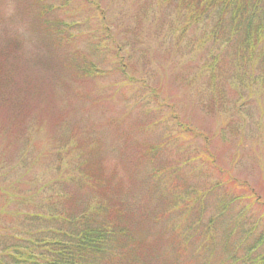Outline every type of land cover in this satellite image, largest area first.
Returning <instances> with one entry per match:
<instances>
[{
  "label": "trees",
  "instance_id": "1",
  "mask_svg": "<svg viewBox=\"0 0 264 264\" xmlns=\"http://www.w3.org/2000/svg\"><path fill=\"white\" fill-rule=\"evenodd\" d=\"M154 5L166 15L157 29L165 30L173 47L184 42L196 58L201 105L217 116H227L229 125L237 122L233 111L239 116L246 98L264 97V0H154ZM51 22L55 33L43 28L58 56L64 49L62 58L81 77L97 75V65L80 53L81 42H73V34L68 33L77 22L59 18ZM99 23L98 33L91 25L94 40L87 45L99 46L94 52L106 54L111 71L125 78V46L109 31L108 21L101 17ZM4 39L16 51L15 42ZM1 52L0 108L6 109L10 127L18 131L25 124L28 102L18 97L10 83ZM30 127L16 134L12 128L4 131L6 136L2 133L4 139L16 137L23 153L12 159L0 154V264H188L194 260L195 264H264V199L245 182L216 180L198 193L199 187L195 190L188 180L178 178L181 164L165 170L170 161L162 146L167 142L141 143L137 156L144 164L137 171L149 184L147 192L158 195L154 206L160 213L154 216L152 212L154 227L149 237L138 236V222L132 216L137 198L122 192L119 177L121 170L132 175L128 164L112 165L111 172L99 145L70 143L66 132L41 153ZM242 129L238 125L236 132L242 135ZM203 139L209 140L208 135ZM203 146L201 155L194 153L197 160L187 157L184 166L190 159L213 164L207 143ZM38 162L55 174L28 181L24 174ZM201 171L203 181L210 179L208 172ZM222 175L218 170V176ZM237 187L242 193L235 192ZM208 191L210 204L203 200ZM209 206L213 213L207 217Z\"/></svg>",
  "mask_w": 264,
  "mask_h": 264
},
{
  "label": "rangeland",
  "instance_id": "2",
  "mask_svg": "<svg viewBox=\"0 0 264 264\" xmlns=\"http://www.w3.org/2000/svg\"><path fill=\"white\" fill-rule=\"evenodd\" d=\"M101 17L108 21L109 31L117 41L125 46L122 59L125 78L118 71H111L106 54L94 52L99 46L87 45L88 40H94L91 25L98 33L96 27L100 26ZM55 18L71 24L77 22L68 33L73 34V42H81L80 53L97 65V75L81 77L62 58L64 49L58 56L49 40V33L54 32L51 21ZM165 18L154 0H0L3 67L9 72L18 97L28 102L24 126H32L33 143L42 153L66 132L70 143L99 145L110 171L112 165L120 168L128 164L132 175L121 170L120 183L122 192L137 198L132 216L138 222L137 235L142 237H149L148 232L153 231L152 212L154 216L160 213L154 206L158 195L147 192L149 184L137 171L144 164V159L137 156V147L143 142L151 146L167 142L162 146L166 147V160L170 161L166 166L174 169L181 164L178 178L188 180V184L196 186L195 190L199 187L198 193L203 185L210 187L216 180L232 178L245 182L264 199V97L256 101L246 98L240 115L233 111L238 121L231 125L225 120L227 116L220 117L205 109L195 76L196 58L184 48V42L179 48L173 47L165 30L157 29ZM4 38L15 42L16 51ZM2 125L0 133L6 136L12 127L5 108H0ZM238 125H243L242 135L236 132ZM12 129L15 134L21 130ZM205 134L209 140L204 141ZM4 135L0 138L4 139ZM236 137L243 138L242 142L237 143ZM15 138L0 140V154L4 158L12 159L23 153L22 144ZM7 143V151L3 152ZM204 143L215 158L212 165L195 161L194 153L201 155ZM192 156L195 160L190 159L189 165L184 166V159ZM201 170L208 172L210 179L203 181ZM218 170H222V177L218 176ZM54 174L45 171L43 165L39 167L38 162L24 175L32 181L45 180ZM207 181L211 182L205 184ZM183 185L180 183L178 187ZM235 192L242 193V189L237 187ZM211 196L208 191L203 200L210 204ZM209 208L207 217L213 213ZM165 258L170 260L168 254ZM194 261L188 264H195Z\"/></svg>",
  "mask_w": 264,
  "mask_h": 264
}]
</instances>
